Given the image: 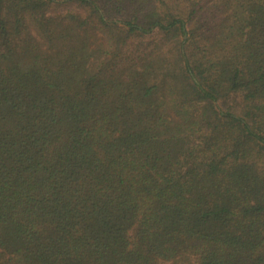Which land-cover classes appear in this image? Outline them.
Returning a JSON list of instances; mask_svg holds the SVG:
<instances>
[{
	"label": "trees",
	"instance_id": "obj_1",
	"mask_svg": "<svg viewBox=\"0 0 264 264\" xmlns=\"http://www.w3.org/2000/svg\"><path fill=\"white\" fill-rule=\"evenodd\" d=\"M264 264V0H0V264Z\"/></svg>",
	"mask_w": 264,
	"mask_h": 264
},
{
	"label": "rangeland",
	"instance_id": "obj_2",
	"mask_svg": "<svg viewBox=\"0 0 264 264\" xmlns=\"http://www.w3.org/2000/svg\"><path fill=\"white\" fill-rule=\"evenodd\" d=\"M163 264H166V263H163Z\"/></svg>",
	"mask_w": 264,
	"mask_h": 264
}]
</instances>
